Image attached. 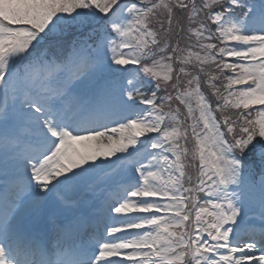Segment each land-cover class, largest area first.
Listing matches in <instances>:
<instances>
[{"label":"snow or ice","instance_id":"6c2138e0","mask_svg":"<svg viewBox=\"0 0 264 264\" xmlns=\"http://www.w3.org/2000/svg\"><path fill=\"white\" fill-rule=\"evenodd\" d=\"M0 264H264V0H0Z\"/></svg>","mask_w":264,"mask_h":264},{"label":"rangeland","instance_id":"374dc122","mask_svg":"<svg viewBox=\"0 0 264 264\" xmlns=\"http://www.w3.org/2000/svg\"><path fill=\"white\" fill-rule=\"evenodd\" d=\"M109 128H110V126H108ZM113 127H115V125L113 124ZM98 130H100V129H98ZM75 134H83V133H74V135ZM110 134V133H109Z\"/></svg>","mask_w":264,"mask_h":264},{"label":"bare ground","instance_id":"6f19581e","mask_svg":"<svg viewBox=\"0 0 264 264\" xmlns=\"http://www.w3.org/2000/svg\"><path fill=\"white\" fill-rule=\"evenodd\" d=\"M111 127H113V125H112V126H110V128H111Z\"/></svg>","mask_w":264,"mask_h":264}]
</instances>
